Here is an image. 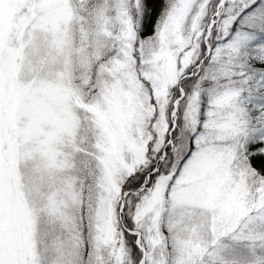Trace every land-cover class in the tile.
<instances>
[{
  "label": "snow or ice",
  "instance_id": "6c2138e0",
  "mask_svg": "<svg viewBox=\"0 0 264 264\" xmlns=\"http://www.w3.org/2000/svg\"><path fill=\"white\" fill-rule=\"evenodd\" d=\"M0 264H264V0H0Z\"/></svg>",
  "mask_w": 264,
  "mask_h": 264
}]
</instances>
